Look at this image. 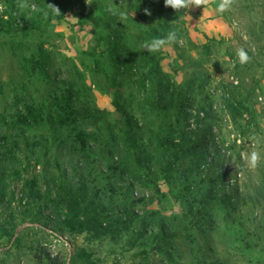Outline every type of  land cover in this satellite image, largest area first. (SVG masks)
Instances as JSON below:
<instances>
[{
    "label": "rangeland",
    "instance_id": "374dc122",
    "mask_svg": "<svg viewBox=\"0 0 264 264\" xmlns=\"http://www.w3.org/2000/svg\"><path fill=\"white\" fill-rule=\"evenodd\" d=\"M218 2L200 0L184 15L193 43L213 39L210 56L186 38L162 49L176 84L194 82L168 165L139 77L118 70L81 20L111 7L139 57L137 0H0V264H264V0H230L222 14ZM200 8L225 32L191 27ZM125 113L143 128L132 146L148 158L143 166L125 142ZM208 124L203 161L187 151L201 133H185ZM67 193L80 201L77 217Z\"/></svg>",
    "mask_w": 264,
    "mask_h": 264
},
{
    "label": "trees",
    "instance_id": "16d2710c",
    "mask_svg": "<svg viewBox=\"0 0 264 264\" xmlns=\"http://www.w3.org/2000/svg\"><path fill=\"white\" fill-rule=\"evenodd\" d=\"M144 9H149L151 15L146 16L144 14ZM111 7L103 8L104 15H94L92 13H88L87 10L81 13V20L90 22L95 31L101 34L103 40L107 45V53L111 59V61L115 64V67L123 71L133 70L136 73V76L139 77L140 83L142 84V95L143 102L141 109L146 110V115L149 117H157L160 119V129L163 133V137L160 134H156L158 142H160L161 146L165 149V153L167 156L168 165H171L174 162V159L178 157V155L172 156L169 154V147L172 146V136L174 134H180V132H185V124L188 121L189 112L188 108L190 105V96L193 88V81H189L188 84L177 85L173 80L172 76L165 72L162 69L161 65V55L162 49L156 52H147L143 50L141 55L137 57L132 49L126 42V26L120 21V18L112 13ZM174 12L173 9L165 7L163 4V0H137V23L140 31V42H147L153 37H158L166 34L169 29L175 28L180 32L181 38H186L188 44L191 46V50L198 53V55L202 54L205 56H210L212 53L211 42L213 39L207 38V43L204 44H195L193 43L187 34L185 27L184 15L187 11L185 10H175V15L171 16V13ZM57 19H62L61 17L56 16ZM146 25L147 28L143 29V26ZM183 34V35H182ZM176 48L181 49V45H175ZM69 92H72L74 88L72 86H68ZM72 95H70L71 97ZM71 102V101H70ZM71 103L69 104V107ZM119 108H122V105H118ZM229 109L236 111L238 114V110L235 108L233 104L229 105ZM122 110V109H119ZM127 122L125 124L126 129L124 132L125 142L130 143V147L132 150L133 147L137 149L139 141H143V137L140 136V131L143 128H138V122L133 117H131L128 113H125ZM198 133H185L190 137L198 136L197 139L191 142V145L187 147V151L195 152L199 151L202 154V160H205V154L207 153L208 148V135L212 131V125H203L198 126L195 131ZM139 131V134H138ZM167 131V132H164ZM138 134V135H137ZM85 133H80L79 137L82 141ZM140 136L141 140L139 139ZM133 146V147H132ZM177 150L181 152L180 156H182L183 150H185V146L178 145ZM135 158L138 161L140 166H143L146 162H148V158L143 159L138 150H134ZM221 172L227 173V170L220 169ZM69 195V193H67ZM226 196H229L226 194ZM72 198V211L75 212V216H78V210L80 208V201ZM70 223V221L68 220ZM85 222V221H83ZM88 225H94V220L87 221ZM161 229L160 235L161 239H165L167 237V233L165 230V226L160 224ZM75 230V229H74ZM80 230H85L83 227Z\"/></svg>",
    "mask_w": 264,
    "mask_h": 264
},
{
    "label": "clouds",
    "instance_id": "9594fccd",
    "mask_svg": "<svg viewBox=\"0 0 264 264\" xmlns=\"http://www.w3.org/2000/svg\"><path fill=\"white\" fill-rule=\"evenodd\" d=\"M200 0H163L165 7L171 8L173 10H185L191 6L198 5ZM53 12H57L55 7L49 6ZM230 7V0H219L216 6L217 13H224ZM144 14L146 16L151 15L149 9H144ZM181 45L183 44V39L179 36L178 30L175 28L169 29L166 34L158 37H153L147 42L141 44V49L147 52H156L161 50L166 46L171 45ZM236 56L238 62L243 65L249 61V56L247 52L241 48L236 51ZM260 159L259 153L257 151H251L247 155V164L251 168H255L258 160Z\"/></svg>",
    "mask_w": 264,
    "mask_h": 264
},
{
    "label": "crops",
    "instance_id": "0c3cea01",
    "mask_svg": "<svg viewBox=\"0 0 264 264\" xmlns=\"http://www.w3.org/2000/svg\"><path fill=\"white\" fill-rule=\"evenodd\" d=\"M191 7L192 6L190 5L187 14H189V11L191 10ZM200 11L202 12V16L200 17V19H198V21H196V22L194 21V23H190L191 27H194V28L197 27L198 29L202 30L204 33H206L208 35H212V34L215 33V31H211V29H215L214 28L215 25L216 24H220V25H222V31H220V32H225V29L223 27V25H224L223 23L224 22H222V21H218L217 23L211 22V21L208 20V18H209L208 16L209 15H207L208 13L206 12V10L205 9L202 10V8H200ZM208 22H210V23H208Z\"/></svg>",
    "mask_w": 264,
    "mask_h": 264
}]
</instances>
